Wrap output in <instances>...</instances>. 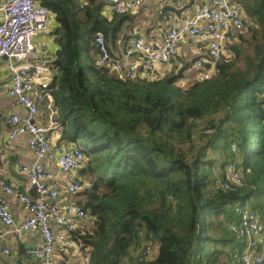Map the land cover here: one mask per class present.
<instances>
[{
    "label": "trees",
    "instance_id": "obj_1",
    "mask_svg": "<svg viewBox=\"0 0 264 264\" xmlns=\"http://www.w3.org/2000/svg\"><path fill=\"white\" fill-rule=\"evenodd\" d=\"M238 2L249 19L233 56L185 86V68L126 79L98 64L96 33L118 60L108 40L118 39L123 24L103 16V0L84 8L76 0L42 4L57 22L55 120L68 139L85 141L79 174L91 185L77 203L91 227L69 237L87 264H121L140 245V232L158 243L143 264H243L244 242L232 229L237 205L257 211L264 254V0ZM230 158L243 183L225 190L216 175L226 178Z\"/></svg>",
    "mask_w": 264,
    "mask_h": 264
},
{
    "label": "built area",
    "instance_id": "obj_2",
    "mask_svg": "<svg viewBox=\"0 0 264 264\" xmlns=\"http://www.w3.org/2000/svg\"><path fill=\"white\" fill-rule=\"evenodd\" d=\"M143 0H111L112 9L117 14L138 9ZM179 3V0H167ZM204 3L197 12L186 17L182 23L172 26L163 35V42L159 48L147 43L144 36L134 30V50L142 54V61H124L113 59L106 43L105 35L98 31L95 42L100 54L97 60L100 65H110L121 78L134 79L138 76L160 78L163 76L161 67L169 64L178 51L179 43L184 34H189L195 40L205 38L208 40L207 58H199L194 63L200 72V79L209 78L216 66L224 59L225 47L223 40L233 38L231 43L247 29L244 12L236 0H212V4ZM83 8L84 4H80ZM50 10L37 2V0H2L0 3V58H8V71L11 84L7 89L8 95L15 97L17 103L27 109L25 116L16 113L7 118L11 125L7 132L0 131V174L6 172L7 159L2 152L5 142L14 140L21 134L28 133L26 144L35 155L36 161L32 164L14 162V168L22 172L34 188L35 194L24 193L0 181L1 189L19 200L28 216L24 222L14 228L16 234L27 230H38L42 236V244L35 251L38 264H56L54 260L55 245L57 242L64 247H71L73 240L68 234L81 226L79 220H87L90 215L80 204L70 202L59 205L57 201L59 192L49 182L56 174L48 169L44 160L56 152L58 166L67 174H71L66 185L70 194H77L90 187V182L74 175L85 164L86 157L77 142L70 144H53L49 135L50 126L39 118V105L49 100L47 109L50 119L56 115L53 89L50 79L45 74L48 67L44 62H29L30 56L35 53V38L48 30L50 25ZM129 53L124 56L128 57ZM230 55V54H229ZM227 57V56H225ZM56 121V120H55ZM57 125H60L56 121ZM205 133L212 129L205 128ZM237 151L236 142L231 144V152ZM250 171V169H248ZM243 183V173L238 162L228 161L226 178H217V184L223 189H231L232 185ZM236 211L239 220L232 224L235 236L244 242L242 250L243 264H264V254L260 251L263 241L262 225L257 211L248 205H237ZM0 222L7 227L14 226L13 214L5 199L0 197ZM4 232L0 230V239ZM141 242L136 249L130 251V258L121 264H143L155 258L158 243L147 238L140 232ZM6 254L11 253L5 248Z\"/></svg>",
    "mask_w": 264,
    "mask_h": 264
},
{
    "label": "crops",
    "instance_id": "obj_3",
    "mask_svg": "<svg viewBox=\"0 0 264 264\" xmlns=\"http://www.w3.org/2000/svg\"><path fill=\"white\" fill-rule=\"evenodd\" d=\"M2 0H0L1 3ZM45 1L52 0H37L39 4H43ZM80 4H87V0H76ZM237 2L239 0H236ZM104 5L102 8V14L108 20H112L115 16L122 19L123 24H120L121 34L118 39L111 43V50L118 58V60L124 61H142L143 56L140 53L132 54L134 50V30L139 31L145 38L146 42L151 44L154 48H159L163 42V35L172 26L178 25L183 22L186 17L194 15L200 6L204 3V0H179V3L168 2L167 0H143L142 5L133 11H128L123 14H116L112 9L111 0H103ZM208 4H212V0L207 1ZM239 3V2H238ZM244 12V19L247 24L249 17L241 3H239ZM168 7H174L176 10H181L180 14L169 9ZM84 8V7H83ZM126 20V18H128ZM57 22L55 15L50 13V25L47 31L40 33L35 38V53L27 60L29 62H44L45 66L48 67L46 75L50 79V83L53 78L57 75L56 70L53 68V61L57 57V51L59 45L55 41V29ZM246 31V30H245ZM127 34L124 37V34ZM244 32H242L243 34ZM241 35V34H240ZM239 35V36H240ZM238 38L232 43L233 38H226L223 40L225 47V57L230 58L233 56V44L239 41ZM207 46L208 40L205 38L194 39L189 34H184L179 43L177 54L174 59L167 65L160 68L163 74L168 71L185 68L184 77L187 83L194 82L196 79H200V72L196 69L194 63L199 58H207ZM129 53L128 57L124 59V56ZM230 54V55H229ZM8 58H0V131L7 132L10 130L11 125L7 122V118L11 114H18L25 116L27 109L17 103L15 97L8 95L7 89L11 84V77L8 71ZM217 67V66H216ZM49 100H44L39 105L40 119L43 123L50 126L49 135L52 139L53 144H70L71 139L63 136L64 128L62 125H57L55 118H58L59 111L57 112L54 119H50V111L47 109ZM67 129H71L67 125ZM30 135L28 133L17 136L14 140L5 142L2 148V152L5 155L8 162L6 172L0 174V181L5 185L12 186L15 189L21 190L24 193L31 195L35 194L34 188L29 184L27 177L14 168V162L19 161L23 164H32L36 161L35 155L28 148L26 141ZM45 166L53 171L56 176L49 182V185L55 187L59 192L58 202L59 205H65L70 202H77L79 195L70 194L66 190V185L71 177V174H67L61 170L56 162V152L52 151L51 154L44 160ZM2 164L0 162V168ZM74 175L80 176L79 171L75 172ZM81 177V176H80ZM87 181V180H86ZM0 197L6 200L14 217V226L7 227L0 222V230L4 232L3 238L0 239V264H38L39 261L36 256H29L27 251L20 253V246L28 247L32 245L35 251L42 244V236L38 230L32 229L24 231L23 233L16 234L14 228L20 226L27 218L28 213L23 208L21 202L14 196L4 192L0 186ZM78 224L80 228L91 227L90 221L79 220ZM79 229V228H78ZM69 238V234H68ZM5 248H9L11 253L6 254ZM54 260L56 264H87L88 256L81 250L80 246L73 242L71 247H64L62 243L57 242L55 245Z\"/></svg>",
    "mask_w": 264,
    "mask_h": 264
},
{
    "label": "water",
    "instance_id": "obj_4",
    "mask_svg": "<svg viewBox=\"0 0 264 264\" xmlns=\"http://www.w3.org/2000/svg\"><path fill=\"white\" fill-rule=\"evenodd\" d=\"M192 2H194V0H192ZM168 8L171 9V10H173V11H175L177 14H180L181 13V10H176L174 7H168ZM136 53H138V52L135 51L132 54H136ZM4 58H6V57H4ZM63 136H65L64 133H63ZM26 251L28 253L26 255L33 256V257L35 256V248L32 245H28V247H26V248L23 247V246H20V253H24ZM62 264H66V263L63 262Z\"/></svg>",
    "mask_w": 264,
    "mask_h": 264
},
{
    "label": "rangeland",
    "instance_id": "obj_5",
    "mask_svg": "<svg viewBox=\"0 0 264 264\" xmlns=\"http://www.w3.org/2000/svg\"><path fill=\"white\" fill-rule=\"evenodd\" d=\"M184 82H185V83H184ZM184 82L181 81V82H180V85L185 86V85L188 84V83H187L188 81H184ZM77 143H78V145H80V146H82V147L85 146V141H84V139H82V138H79V139L77 140ZM232 153H233V152H232ZM212 155H213V154H212ZM213 157H214V156H213ZM230 160H231V158L229 159V161H230ZM227 164H228V163H227ZM226 170H227V167H226ZM216 176H217V178H218V177H222L220 174H217Z\"/></svg>",
    "mask_w": 264,
    "mask_h": 264
}]
</instances>
